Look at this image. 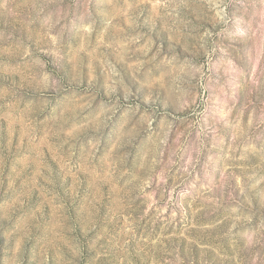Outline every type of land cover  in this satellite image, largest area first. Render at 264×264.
Returning <instances> with one entry per match:
<instances>
[{"label":"rangeland","instance_id":"1","mask_svg":"<svg viewBox=\"0 0 264 264\" xmlns=\"http://www.w3.org/2000/svg\"><path fill=\"white\" fill-rule=\"evenodd\" d=\"M0 264H264V0H0Z\"/></svg>","mask_w":264,"mask_h":264}]
</instances>
